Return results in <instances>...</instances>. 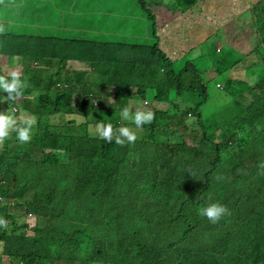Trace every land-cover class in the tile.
Segmentation results:
<instances>
[{
    "label": "trees",
    "instance_id": "trees-1",
    "mask_svg": "<svg viewBox=\"0 0 264 264\" xmlns=\"http://www.w3.org/2000/svg\"><path fill=\"white\" fill-rule=\"evenodd\" d=\"M42 2L61 3L0 0V56L31 62L23 68L29 84L24 94L4 102L24 106L32 96L37 115L30 142H7L11 136L0 151V216L10 224L0 229V260L264 264L263 52L237 63L215 51L229 43L222 28L229 27L230 16L242 13L247 23L255 14L259 18L264 0L244 12L247 0H136L150 19L148 39L136 36L143 24L124 15L129 0H76L79 15L67 25L71 36L63 28L32 26L33 10L49 9ZM167 13L172 18L158 24ZM210 40L212 50H204ZM206 56L210 66L201 61ZM227 64L230 77L211 83L207 70L215 66L219 73ZM136 102L154 119L148 132L137 130L134 143L88 137L87 127L96 120L110 121L114 129L135 127L121 119L120 109ZM70 114L80 119L66 120L70 127L64 123L67 145L58 147L67 159L59 164L42 149L52 147L54 128L63 123L53 118ZM204 120L216 123L212 134ZM198 124L200 133H185ZM212 201L228 209L215 224L199 214ZM29 215L36 219L33 228L26 223ZM96 219L99 235L90 225Z\"/></svg>",
    "mask_w": 264,
    "mask_h": 264
},
{
    "label": "rangeland",
    "instance_id": "rangeland-1",
    "mask_svg": "<svg viewBox=\"0 0 264 264\" xmlns=\"http://www.w3.org/2000/svg\"><path fill=\"white\" fill-rule=\"evenodd\" d=\"M136 0H129L130 5L126 11V13H124L125 16H129L132 19H136L137 21L141 22L143 24V29L137 31L136 36L139 38H145L148 39L149 37L146 36L145 34V25L146 24H150V19L148 18L147 12L143 9H140L137 5H135ZM259 1V2H258ZM262 0H247V6L244 8L243 12L246 11L252 4L258 2L257 4H259ZM60 4L58 3H51L50 4H45L42 2L43 6H47L49 7V9L46 11L44 8L45 7H40L38 9H34L33 10V14L35 16V20L34 23L32 24V26L34 28H36V26H40L43 29H50V30H55V32L59 29V28H63L68 30L69 27L67 26L70 23V17L71 16H77L79 15L78 10H76L77 8H80V3H77L76 0H60ZM256 6L254 9L255 10ZM57 12V13H56ZM242 14V13H241ZM241 14H234L232 16H230L228 25L224 26L222 28V32L226 33V40H228L229 43H224L222 45L217 46L216 48V52L219 54H223L226 55V58L228 59V62H233L236 59L237 63H242L246 57H248V55H250L253 52H263V54H258L261 57V60H263L264 58V37L262 36V34H264V11L259 12V18L257 16V14H255L254 16H252L250 19H248V23L246 21H241L240 19V15ZM229 14H226V16H228ZM172 14L167 13L162 17H159V19H161L159 21L158 24H162L165 23L167 20L172 18ZM63 20H65L66 22L64 23ZM0 22H2L0 20ZM258 23V27H256V24ZM132 30H135L134 26L132 28ZM67 36H71L73 35L71 30L67 31ZM135 37V34H132ZM252 35L251 38L248 39V37H250ZM214 42L217 38V34L216 33H212ZM256 38V40L254 42H250L251 39ZM248 40V41H247ZM142 40L140 39L139 42H141ZM259 42L260 48L258 50H256L254 48V46ZM214 43L210 40L205 46H204V50L206 49H210L212 50ZM218 55L217 58H221L223 57ZM17 63L15 65H13L11 63V61L9 62L7 60L6 57H2L0 56V73H6L8 71H10L12 68H16L17 70L21 71L23 74V68L24 67H28L31 62L29 58L26 57H22V56H18L17 58ZM203 63H205L206 65H209V62L207 61V56L202 58L201 60ZM176 65L178 67L181 66L180 62L176 61ZM69 66L71 67H75V64H70ZM229 64L227 65H222L221 66V72H217V70L215 69V66H212L209 70H207V75L208 77L212 78L211 83H215V82H223L226 80V78L228 79L230 77V75L232 74L231 70L229 69ZM224 69H226L224 71ZM240 76L243 78V75L241 72ZM237 77H239L237 75ZM239 77V78H241ZM251 77H248V80H244V81H251L252 79H250ZM207 80V79H204ZM35 87V83L32 81V84H30V89L31 91L33 90V88ZM210 91H212V88H210ZM222 91H216L215 95H219L221 94ZM3 94V93H0ZM246 94V92L244 93V95ZM27 103L23 106V105H10V103H5L4 101L2 103H0L2 106H0V112H5L6 110H14V114L17 116V118L19 119L21 116L23 115H34L36 117V124L34 125V130L36 128L37 125V115H36V111L34 110V105H33V97L32 96H27ZM111 101H114L113 99H111ZM148 103V102H147ZM176 104L181 106V109L184 107V105L182 104L181 100H176L175 101ZM145 104V103H144ZM150 108L153 107V104H149ZM155 107H157L158 105L155 104ZM213 115H217V113L213 114ZM80 116H76L73 114L68 115L66 118H58V117H54L53 121L55 123L58 122H63L65 120H74L75 124L76 122H79ZM211 119V118H210ZM83 120V119H82ZM206 123V128H207V133L208 134H212V130L213 127L216 123H212L208 120H204ZM212 121V120H211ZM128 122V121H126ZM62 123V124H63ZM130 123V122H128ZM190 123L195 124L194 120L190 121ZM190 123L188 124V126H190ZM62 124H58L55 126V128L61 126ZM196 125H194L195 127ZM54 128V129H55ZM134 128V127H133ZM33 130V131H34ZM143 130L148 132V127L147 124L143 125V127L141 129H139L138 131L141 133ZM161 130H157V134L161 133ZM201 132V126L198 124L196 126V128L193 130V132L187 131L185 130L186 134H198ZM87 135L88 137H93L94 135H97L95 133V126H88L87 127ZM11 136H13L14 138L7 140V142L9 141H13L15 139V133H10V136L8 138H10ZM67 135L66 134H61V132H57L56 133V137H54V135L52 136V147H46L43 150V153L47 156H49L50 158H52V160H57L56 162L59 164H62L66 161L67 157L66 154L60 150V148L58 146H66L67 142H62V139L66 138ZM166 138V137H165ZM188 141V139L186 140ZM49 144V141H46ZM182 143L185 142L181 141ZM4 142L2 144H0V151L4 149ZM103 144L102 142H98L96 145L97 149L102 148ZM36 151V156L38 155V151ZM54 160V161H55ZM26 223L29 225V228H31L30 226L36 225V219L34 216H27L26 217ZM92 229L99 235L102 232V226L98 223L97 219L90 223ZM25 226V232L28 233L29 235H32V232L30 230H28V228ZM8 229H10V224L8 226ZM18 236L14 235L11 237L10 241L12 244L15 243V239H17ZM9 263V259L8 258H4L3 261L0 260V264H8ZM36 264H41L40 262H37ZM48 264H51L50 262ZM54 264V263H53ZM57 264H64L62 262L57 263ZM68 264V263H67ZM92 264V263H90Z\"/></svg>",
    "mask_w": 264,
    "mask_h": 264
},
{
    "label": "clouds",
    "instance_id": "clouds-1",
    "mask_svg": "<svg viewBox=\"0 0 264 264\" xmlns=\"http://www.w3.org/2000/svg\"><path fill=\"white\" fill-rule=\"evenodd\" d=\"M11 63L15 65L17 62L13 59ZM28 86V77L24 76L16 68H12L6 73H0V93H6V95L0 94V102L5 100L16 101L18 97L24 94ZM143 104L147 107L149 105L147 101L143 102ZM140 106H142V103L136 102L134 106H124L120 109L121 119L130 122L135 126L134 128L124 124L114 129L110 121L96 120V137L99 140L102 138L108 142H111L115 137V143L118 145L134 143L137 140V130L141 129L143 125L151 123L154 119V113L150 109L139 108ZM65 122L69 124L66 125L67 127L74 125L70 121L65 120ZM64 123L55 128L54 131H64ZM35 124L36 117L34 115H23L18 119L14 114V110L7 109L6 113L0 112V144L10 136V133H15V139L21 144L30 142ZM259 167L264 168V163H261ZM199 214L215 224L228 214V209L223 204L212 201L201 205ZM8 226L9 221L4 216H0V229H7ZM30 227L33 228L34 226L31 225ZM4 258H7V256H2L1 261Z\"/></svg>",
    "mask_w": 264,
    "mask_h": 264
}]
</instances>
